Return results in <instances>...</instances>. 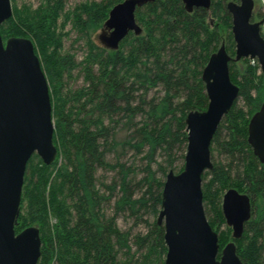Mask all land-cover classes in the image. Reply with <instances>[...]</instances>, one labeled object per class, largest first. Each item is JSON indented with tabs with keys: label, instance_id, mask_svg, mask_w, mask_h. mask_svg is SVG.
<instances>
[{
	"label": "trees",
	"instance_id": "obj_1",
	"mask_svg": "<svg viewBox=\"0 0 264 264\" xmlns=\"http://www.w3.org/2000/svg\"><path fill=\"white\" fill-rule=\"evenodd\" d=\"M120 1L84 6L75 26L98 28ZM228 1L211 0L209 9L187 11L181 0H151L135 11L139 34L128 33L117 49L87 40L79 62L59 52L61 36L54 31L59 1L45 0L28 19L14 13L3 23L30 38L52 65L58 152L50 165L36 154L28 160L15 225L17 232L38 226L37 264H164V230L156 221L164 177L183 168L186 114L207 107L201 71L209 55L223 45L234 56ZM78 66L84 84L63 92V77ZM229 76L239 93L211 139L202 201L221 250L232 240L221 211L224 191L232 187L249 196L250 218L234 239L236 254L243 264H264V161L247 141L249 118L264 101V73L244 57L229 61ZM213 147L225 154V163L213 160ZM178 158L182 164L176 168ZM97 169L111 171V180L97 178ZM119 215L133 217L145 230L131 237L118 228Z\"/></svg>",
	"mask_w": 264,
	"mask_h": 264
},
{
	"label": "water",
	"instance_id": "obj_2",
	"mask_svg": "<svg viewBox=\"0 0 264 264\" xmlns=\"http://www.w3.org/2000/svg\"><path fill=\"white\" fill-rule=\"evenodd\" d=\"M151 0H122L114 4L103 22L97 40L117 49L129 33L141 27L135 11ZM187 11L209 9L211 0H181ZM254 0L228 1L234 56L223 45L212 52L201 71L207 107L185 116L187 143L183 168L170 169L161 191L156 221L163 226L166 246L164 264H243L234 239L241 237L250 218V198L228 188L221 198V211L232 240L219 249L218 234L210 226L202 201V174L211 168L210 143L222 117L236 100L239 88L229 76L228 62L244 57L256 59L264 73L263 18L252 21ZM12 16L10 0H0V27ZM54 119L48 81L30 38L0 33V264H37L41 239L31 225L15 230L28 160L36 154L50 165L57 156L53 142ZM247 141L257 158L264 161V101L252 113Z\"/></svg>",
	"mask_w": 264,
	"mask_h": 264
},
{
	"label": "rangeland",
	"instance_id": "obj_3",
	"mask_svg": "<svg viewBox=\"0 0 264 264\" xmlns=\"http://www.w3.org/2000/svg\"><path fill=\"white\" fill-rule=\"evenodd\" d=\"M57 1H59L58 3L59 6L57 5L58 10L56 9L57 15L55 16V21H54V31L59 37L61 36V49H59V52L61 54L70 53L73 55L75 61L79 62L84 58L87 52V40H92L96 44L100 45L97 40V34L99 33L103 23H101L98 28L95 29L90 28L83 31H79L75 26L76 15H79L81 13L84 6L86 7L90 5L92 2H97L99 0H57ZM44 2L45 0H10L12 7V15L15 13L20 18L28 19L31 12L40 8ZM254 2H255L254 7L256 8V11L258 10L261 13V15L256 14L253 17V19L258 20L259 18H262L264 16V0H254ZM2 25L3 27L2 28L0 27V31H1L0 33L2 37H6V35L19 36L16 32L13 31L12 25L10 23H8L7 25L6 24H2ZM262 31L264 34V26L262 27ZM34 51L39 58L41 68L48 81L49 91H51L50 76H51L52 65H50L48 59L46 61V55L40 48L37 47V49H35ZM251 62H257V61L251 59ZM62 81H63V88H62L63 92L67 90L72 91L81 87L84 84V81L80 67L78 66L75 69H73L71 71L70 76L65 75ZM212 156L215 162H219V163L226 162L225 154L222 153L218 147H213ZM127 159L130 162L134 161V157L131 154V152L128 154ZM175 164H176V168L180 167L182 164L181 159L178 158ZM96 174H97V178L105 182L110 181L111 177L113 176V173L111 171L102 170V169H97ZM107 211L109 212V210ZM21 212L24 213V211L22 210ZM51 223H54L53 218H51ZM116 224L120 230L128 231L131 237L135 235L138 231L145 230L142 224L139 223L136 224L135 219L127 215H119L116 218ZM28 225L29 226L34 225L38 227L36 224H28ZM134 250L135 247L133 246L132 251ZM164 258L165 255L163 256V261Z\"/></svg>",
	"mask_w": 264,
	"mask_h": 264
},
{
	"label": "flooded vegetation",
	"instance_id": "obj_4",
	"mask_svg": "<svg viewBox=\"0 0 264 264\" xmlns=\"http://www.w3.org/2000/svg\"><path fill=\"white\" fill-rule=\"evenodd\" d=\"M230 1H234V2H239V0H230ZM227 3V2H226ZM255 4V3H254ZM225 7H226V5H225ZM185 8V7H184ZM186 10V9H185ZM227 10V9H226ZM228 12V11H227ZM257 12H258V10L256 11V8L254 7V9H253V12H252V19H251V22L252 21H256L255 19H253V17L257 14ZM229 13V12H228ZM230 15V14H229ZM263 18V17H262ZM259 19H261V18H259ZM258 19V20H259ZM105 21V20H104ZM264 26V24L261 26V34H263V31H262V27ZM141 27V26H140ZM130 33V32H129ZM125 38V37H124ZM123 38V39H124ZM122 39V40H123ZM120 44V43H119ZM235 44V43H234ZM228 53V52H227ZM231 56V55H230ZM233 57V56H232ZM231 60H233L232 58H231ZM228 67H229V62H228Z\"/></svg>",
	"mask_w": 264,
	"mask_h": 264
}]
</instances>
